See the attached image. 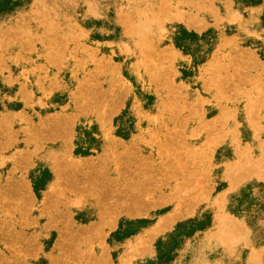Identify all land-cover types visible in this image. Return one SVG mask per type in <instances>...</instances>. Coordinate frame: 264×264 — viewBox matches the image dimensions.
<instances>
[{"label":"bare ground","instance_id":"bare-ground-1","mask_svg":"<svg viewBox=\"0 0 264 264\" xmlns=\"http://www.w3.org/2000/svg\"><path fill=\"white\" fill-rule=\"evenodd\" d=\"M55 1L53 0L54 4L58 3ZM154 1L156 2L155 5H151L154 2L149 3V5L145 4L147 2H142L144 5H140L141 7L138 8L132 4L131 6L125 4L127 10L124 9L123 11V7L120 8L123 4L121 0H100L101 6L105 7L106 10L110 6L114 7L117 14V20L116 17L114 18L115 28L122 27L120 29H123L122 32L118 29L120 32H117V36L121 42H116L126 54L132 55L134 61L139 64V68L135 70L128 69V65L123 66L124 61L112 56L113 60L118 59L119 61L112 64L114 66L111 65L110 69L105 72L99 71V74L87 71L88 65L95 59L96 55L100 54L107 57L111 56L112 53L118 57L117 53L107 49L108 41H104L105 43L101 41V47H91L87 43L68 44L67 41L70 38L77 39V36L81 35L82 32L78 30L72 32L75 28L71 31L69 26L67 28L70 30L61 32L60 29H57L60 24L59 21L58 26L53 27L52 23L46 25V19L43 22L47 28L40 27L38 24L42 23V20L37 17L44 19L42 16L43 14L48 15L47 11L51 15L50 5L53 4H47L49 3L47 2L46 5H49L50 9H45L47 6H45V2H43L44 5H41V0L37 2L38 4L33 3L37 7L43 6H40L42 15L40 12V16L33 19L35 14L33 13L32 16L30 13L32 10L27 9L29 18L32 16L29 19L25 11V16L29 22L32 19L40 21L36 24L40 27V30L36 28L38 31L35 30L37 26H33L34 22L31 25L34 28H32V32L29 30L32 22L27 21L29 28L27 24L21 25L23 29L25 27L28 29H24L27 30V33L29 31L32 33V35L30 33L28 35L26 31L23 32V35L26 34L25 36H27V40H25L28 41L23 46L26 48L14 44L11 38L9 40L4 39L5 44L0 46V264H96L97 261H100L98 260L99 256L97 257L96 254L94 256L91 249L94 251L97 248L95 241L98 240L102 242L99 250L105 247L107 251H115L119 258L121 256L119 255L120 249L129 242L133 243L135 239L125 238V235L119 230L117 233L114 231L113 235L110 233L117 225L115 214L127 215L130 211L129 205L124 207L117 201L123 197L127 200V193L132 194L129 200L132 198L134 203L142 200V194L150 191L148 187L151 185L152 177L158 176L159 172L157 173L155 169L175 170V173L166 176L167 181L163 183L164 186L169 187L170 191L167 193L172 197L174 193L171 192L185 186V182L181 183L179 182L181 179L175 178L184 176L185 169L188 168L186 163L188 160L186 156V160L183 157H171L177 143L176 140H172L173 135H181L180 132L177 134L174 130V128H179V123H172L176 112L170 106L172 105L171 99L175 98L171 92L169 95L166 93L167 96L161 95L157 87L151 88L149 84L158 83V79L162 77L161 89L165 88L166 85L167 88L180 87L188 99L196 100V102L203 97L200 95L201 97L198 98L200 90L203 92L208 90L207 92H209L211 85H216V93L222 96L225 93V86L222 84L221 78L224 76L228 63H226L225 54L222 53H220L221 56L209 57L214 54L211 52L214 49L213 44L217 42L215 36H218L223 43L233 38L245 46L249 44V48L244 51L249 50L247 54L253 58L258 50L252 48L253 44L250 43L249 36L254 35L253 41L257 40L260 50L264 54V25L259 29H249L247 23L249 20L228 8L220 10L217 13L218 17L214 16L216 10L212 11V8H215L218 2L230 6L229 0H183V2L182 0H170L167 4L158 0ZM239 1L245 2L244 0ZM137 3L138 1H135V4ZM59 4L61 2L56 5L60 8L61 5L59 6ZM56 5L52 6L59 9ZM168 6H170V10L164 11V8ZM34 10L36 11V9ZM141 12L147 13L144 16L141 15L142 17L136 21L137 15H140ZM50 15L46 18H49ZM20 16L18 17L21 18ZM250 19L255 21L257 16H251ZM211 20L214 21L212 27H221L223 34H218L216 29L212 28L210 32L212 42L209 40L208 53L203 58L202 56L192 57L184 63L185 54L179 53L174 45V41L181 38L182 35V30L174 27L175 22H181L185 27H189L192 22H197L205 28ZM12 21L15 20L9 22ZM16 21L14 24L20 31L22 29L19 28L21 21L19 25L17 19ZM49 21L47 20V22ZM261 23H264L263 17L260 18ZM7 26L11 29V25ZM7 26L5 25V27ZM9 27L7 28L9 29ZM10 29L9 32L13 28ZM23 29L20 33L24 31ZM33 31H35L34 34ZM77 31L80 34L77 35ZM156 45L158 48L160 46L161 50H156ZM126 57L124 56V59ZM154 58H158L160 65L152 63ZM253 61L255 60L251 61L252 65L254 64ZM152 70H155V73H151ZM210 70L216 72V75L213 79L208 80L204 72ZM129 72L138 76L139 86L136 89L139 95L133 94L131 101L127 104L128 111L126 114L124 113L122 118L125 133L121 136L112 134L105 139V133L109 128L111 130L110 126L114 122L109 118V115L103 112L105 107L95 104L94 101L81 99L84 95L83 88L93 81L102 87H110L117 83L123 74ZM93 73L94 76H92ZM98 76L100 79H97ZM148 90L151 91L148 93ZM184 94L182 95L184 96ZM254 94L252 93L241 100V104L236 106L237 108L234 106L233 112L251 108L260 99ZM204 98L201 100L204 101ZM176 106L179 107V105ZM47 111L52 112L47 117L43 116V113ZM236 119L244 124L240 115L230 114L226 119L221 120V124L225 128L219 129V132L217 130L211 132L210 138L215 148L214 163H220L221 166H227V168L234 170L228 175L225 170L212 169L211 163L206 158L208 154L199 153V151L203 152L206 149H201L198 152L195 151V157H193V159L198 158V165L202 166L200 175L212 176V171H215V176L227 175L230 179H234L240 174H235L238 168L242 166V157H237L236 135H234V127H232ZM80 121L83 122V126L81 125L83 128L79 134L84 138L86 144L83 150L78 147L79 134L76 135L74 132ZM186 122L196 125L194 121ZM96 123H98L97 127L95 126ZM199 126L201 127V125ZM182 127L181 132L183 131L185 138L189 139L191 127L186 124H183ZM197 132L199 131H194L196 134ZM164 136H168L169 139L165 141ZM156 140L157 142L160 141L158 150L153 147ZM250 141L255 150L264 146V136L262 137L260 134L252 136ZM18 145L21 146L17 147ZM205 146L207 144L203 145V147ZM143 148H150L154 153L151 152L144 158L136 155ZM248 151L251 152L252 148ZM89 155L93 156L89 157ZM130 158L138 161V164L136 162L131 163ZM141 163L142 167L139 169ZM153 164H156L157 167H153ZM132 167H134L133 172H129ZM90 170L97 172V175L90 178ZM244 170L246 169L244 168ZM132 175L135 176L130 177ZM89 178L93 180V183L88 187H81L80 185H84V182H87L85 180ZM119 178L125 180V182H118L122 184L121 187L125 188V184L128 187L120 191V198L117 199L116 194L120 189L118 187L115 189V183ZM40 180L43 185L41 184V190L37 191L38 185L36 183ZM154 180L156 179L154 178ZM71 193L75 195L80 193L81 195L79 197L74 195L76 198H73L70 196ZM159 197L152 202L153 206L152 203L150 206L154 207L166 203ZM85 199L89 201L87 207H84L82 203ZM113 201L114 203H110ZM101 202L102 205L100 206ZM214 203L216 202L214 201ZM140 204H142L141 201ZM217 206H219L218 201ZM177 207L175 205L172 210L168 211L170 215L167 212L165 216L160 217L159 222L154 225L155 229H152L153 234L161 233L160 231H163L164 227L173 222L175 216L171 214L174 211L177 212ZM84 208H87V211ZM93 209H100L95 221L82 223L88 219L89 211ZM132 209L136 215L140 212L138 208ZM216 213L211 221L214 230L219 231L223 235V239L225 238L230 242L226 244L229 248L232 247V244L236 245L234 243L238 235L241 234L236 231L238 227L236 218H232L228 214ZM106 224L111 229L103 228ZM208 232L203 230L201 232L197 230L195 232H183V236L178 238L179 241L170 252V254H175L168 264H180L184 257H186L185 264H195L193 257H191L192 246L198 239L200 242L207 240ZM45 233L56 235L52 244L46 241ZM217 234L219 235V233ZM219 238L222 240L221 236ZM5 241L9 244L3 248L1 243ZM93 241L94 245L92 244ZM238 248H231L230 255L235 256L239 251ZM134 250L136 251V248ZM263 257L264 243H259L250 247L245 259L249 264H259L263 263ZM123 262L125 263V261Z\"/></svg>","mask_w":264,"mask_h":264},{"label":"rangeland","instance_id":"rangeland-1","mask_svg":"<svg viewBox=\"0 0 264 264\" xmlns=\"http://www.w3.org/2000/svg\"><path fill=\"white\" fill-rule=\"evenodd\" d=\"M38 1L40 0L37 1L36 0H0V26H1L0 46L4 45L5 40H9V38H11V40L14 41L13 42L14 44H17L22 47L24 46V44H26V42H28L26 41L27 36L25 35L28 33L32 35L31 32L33 27H31V25H33V22H34L33 26H35L37 23L40 22L39 20L38 22L37 20L34 21L33 19H35V17L37 16H40V12L42 15V11L40 8L43 7L41 6L43 2L47 0L44 1L41 0L42 3L40 2L41 5L39 4L41 7L40 6L37 7V5L35 6V3L38 4L37 3ZM57 1L58 3L61 2V4H59V6L61 5L60 8L56 5L58 3L55 4L53 3V0L47 1L49 3L45 2V6L47 7L45 8L44 6V8L50 9L51 7V11H50L51 15L47 11L48 15H50L49 18H46L48 17L47 14L46 15L43 14L42 17L44 19H42L41 17H37L38 19L40 18V20H42V23L40 22V24H38L40 27L47 28V26L50 23H52L53 27L54 26L57 27L58 24L60 23L57 29H60L61 32L63 30L66 31L70 29L72 31V29L75 28L73 29L74 31L72 32H76L75 30H78L82 32V34L78 35L80 34V32L77 31L76 33L78 35L77 39L70 38V40L67 41L68 44L72 45L75 43H87L91 47H101L102 46L101 41L103 42L108 41L109 45L107 49L111 52L117 53L118 57H116L115 54L112 53L111 56H107V57L103 55L101 56L100 54L96 55L95 59L92 60L90 65H88L87 71H93L94 73L97 72V74H99V71L105 72L107 69H110V66L112 64H115L119 60L124 61L123 66L128 65V69L135 70L139 68V64H137V62L134 61L133 56L126 54L124 49L122 47H119L117 44V42L119 41L121 42V40H118L117 32L120 31L122 32L123 29L122 30L120 29L122 27L115 28L114 20L115 19L117 20V14L116 11L114 10V7L110 6V8H108L109 9L108 12V9L106 10L105 7L101 6L100 0L97 1L96 0L93 1L92 0H83V1L56 0L55 2ZM121 1L123 4H121L120 8L123 7V11L124 9L127 10L126 6H124L125 4L130 6L132 4L135 7L137 6V8L140 5L141 6L144 5V3L142 2H147L145 4L148 5L149 3L152 2L154 3H152L151 5L156 4L154 0H149V1L121 0ZM135 1L136 2L138 1V3L135 4ZM158 1H161L163 4H167L170 2V0L167 1L158 0ZM244 1L245 2L239 0H231V1L229 0L230 6H225L224 4L218 2L215 8H212V11L216 10L214 16L218 17L217 13L220 10H224L228 8L232 11H235L240 16H244L245 19L249 20L247 22L249 29L262 28L264 23L260 24V18L262 17L264 18L263 16L264 0H244ZM46 3L47 4L53 3V4H51L49 7V5H46ZM52 5L54 6L56 5V7L59 9H56ZM98 6L99 7L101 6L100 7L101 9L97 8ZM27 9H29L30 11L32 10L31 12L28 10V12L32 14V16L34 14L35 15L38 14L36 16L34 15L33 19L30 20V22L27 19V17L29 18L26 11ZM34 9H36V11ZM39 9L40 11H37ZM167 9L170 10V6L165 7L164 11ZM94 10L95 12L97 11L98 12L95 13ZM25 11L27 17L25 16ZM145 13L147 12H141L140 15L138 14L136 21L139 20L140 17L144 16ZM250 13L252 17L257 16V19L255 21L250 19L251 17ZM18 16H20L23 20H19L21 18H19ZM23 16L27 20H25ZM32 16H30V18ZM53 16H55L56 18ZM16 19L18 20V25L20 24L19 22L21 21L19 28L23 27V26L21 27L22 24L24 25L27 24V21L29 23L32 22L30 24V28L28 27L29 23L27 24V27L31 32L29 31L27 33L28 29L25 27L24 29L27 30H24L22 28L24 31L20 33L22 29H20L19 31L17 26L14 24ZM46 19L50 21L47 22ZM53 19H55V21H52ZM11 20H15V21L9 22ZM43 20H46V25L48 23L47 26H45L44 24L45 22H43ZM22 21L24 22L22 23ZM207 24L208 25L204 28L201 27L199 23L192 22L189 27H185L181 22H175L174 27L180 28L182 30V35L181 38L174 41V45H175V49L179 53L183 52L185 54L184 63L189 61L192 57L202 56L203 58L208 53L207 46L210 43L209 40L212 42L210 38V32L212 31L211 29L214 28L212 27L214 21L211 20ZM5 25L6 26L11 25V29L13 28L12 30L15 29V31L17 32L12 31L10 27L7 26L12 31L9 32V29L5 27ZM38 25H36L37 27H35V30H37L36 28L40 30V27ZM229 25L232 26V24ZM67 26H69L70 29L67 28ZM118 29H120V31ZM214 29H216V32L218 34L223 32L221 27H216ZM25 31L26 34L23 35V32L25 33ZM15 33H18L16 34L17 36L15 35ZM34 33L35 31H33V34ZM7 34H10L11 36ZM2 36L4 37L3 39L1 38ZM254 37H255L254 35L249 36L250 43L253 44L252 48L257 49L258 51L255 53V57L252 58L250 54H247L248 53L247 51L249 50H247L246 52L244 51L245 49L249 48L248 47L249 44L245 46L239 43L238 41L233 40V38H230V40L225 41L223 43L218 36H215V40L217 39V42L213 44L214 49L211 52L214 54L210 55L209 57L211 56L216 57L225 54L227 58L226 63H228V65L226 66L227 68L223 66L225 68V71H224V76L221 78L223 80L222 84H224L225 86V93L222 95L223 97L216 93V87H215L216 85H211L209 92H207L208 90L203 92V90H200L197 87L201 92V93L199 92V94L197 93L198 98L200 95L203 97L200 96L201 98H199L196 102V100L191 101L190 99H188V97L181 91L180 87L175 86V88H167V85L166 86L164 85L165 88L161 89L160 83L163 80L162 77L158 79L159 80L158 83L154 82L155 86L153 84H149V87L151 88L157 87L161 95L163 94L166 95V93L167 95H169V92H171L173 97L175 98V99H171V104L172 105L175 104L174 106L172 105L171 106L175 108H172L170 106V108L174 112H176L174 118L172 119V123L174 122L179 123L180 125L179 128L178 129L174 128V130L176 131L177 134H179L180 132L181 135H176V134L173 135L172 140L173 141L176 140L177 143L171 157L185 158L186 156L188 160V162L186 161L188 168L185 169L186 171L184 172V176L183 177L178 176L175 178V179H181V181H179L181 183L185 182V186L179 187L177 188L176 191L171 192L172 194L174 193L172 197L167 193V191H170L169 187L164 186L163 183L167 181L166 176H170L172 173H175V170L172 171L171 169H169L168 171L167 169L166 171H163L164 169L163 170L155 169L157 173L159 172L157 174L158 176L152 177L151 185H150L151 187L150 186L148 187L150 189L149 193L142 194L141 197L142 200H140L142 204H140V201H135L134 203V201H132V198L129 200L132 194L129 195L128 193H127V197H128L127 200L125 197H123V199L118 200L117 202L124 207L129 205L128 209H130V211L127 213V215L124 214L117 215V213L115 214V218H117L116 221L118 227L116 225V227L112 230L113 232L110 233H112L111 235H113L114 231L117 233L119 230L121 233L125 235V238L130 237L132 240L133 239L135 240L133 243L129 242L128 244L124 245L122 249H120L119 255L121 256L119 258L118 255L115 253V251H107L105 247L99 250L98 248L102 246V242L101 241L99 242V240L95 241V243L97 244V248L94 249V251L93 249H91V251L94 256L95 254L97 255V257L99 256L98 260L100 261H97L96 264H102V263L126 264V262H128L127 264H168L169 262H171L173 255L175 254V253L170 254V252L176 246L177 241H179L178 238L183 236V232H188V231L191 232H195L196 230L200 232L201 230L207 232L209 231L208 238L210 239L207 238V240H203L202 242H200V240L198 239V241L195 242L194 245L192 246L193 251L191 257H193L195 264H249L247 263L245 257L249 252L250 247L255 246L259 243H264V146H262L261 149L259 150H255L250 141L251 137L254 135L257 136V134H260L262 137L264 136V54L263 52H261L262 50H260V45L259 43H257V40L253 41V39H255ZM15 41H17V43H15ZM23 48H26V46ZM159 48L158 45H156L155 49L161 50L160 46ZM103 51L105 52V50ZM193 53L195 54L193 55ZM220 53L222 54L220 55ZM112 56L113 58H119V60L118 59L113 60ZM124 56L127 57L124 59ZM252 60H255L253 61L254 63L253 65L251 64ZM152 63L160 65L158 58H154L152 60ZM94 73L92 74V76H94ZM151 73H155V70H152ZM88 74L90 75V72H88ZM204 74L206 75V78L208 80H211L216 75V72L210 70V71H205ZM97 79H100V77L98 76ZM138 82H139L138 76L135 73L129 72L128 74L127 73L123 74L121 78L118 80V82L114 83V85H111L110 87H102L101 85H98V83L93 81V83H89L83 88L84 95L83 98L81 99L84 101H88V100L94 101L95 104H99L101 107H105L103 109V112L109 115V118H111V120H113L114 122L110 126L111 130L109 128V130L107 131L108 133L107 132L105 133L104 136L105 139H107L112 134H114V136L115 135L121 136L122 134L125 133V125L123 123L122 118L124 117V113L126 114V112L128 111L127 104L131 101V97L133 96V94L139 95L138 90L136 89V87L139 86ZM149 83H151V81H149ZM150 91L151 90H148L147 92L149 93ZM252 93L253 94L255 93L256 96L260 99H258L257 102L251 108H248V110L240 109L237 112H233L234 106L235 108H237L236 106L241 104V100H243ZM182 94H184V96ZM203 98L205 99L204 101L201 100ZM176 105H179L180 109L181 107L182 109L180 110L179 107ZM51 112L52 111H47L43 113V116L47 117ZM230 114L240 115V117H242V120L244 122V124H242L240 120L236 119L233 122L234 125L232 126L234 127L233 128L234 135H236L235 141L238 148L237 157L238 158L242 157V166L241 168L240 167L238 168L235 174L238 173L240 174L238 175V177L234 179L233 178L230 179L229 176L227 175L215 176V171H212L213 173L212 176L209 175L204 176L207 174H201L203 178L202 177L200 178L201 176L200 172L202 171L201 169L202 166L198 165V161H199L198 158L193 159V157H195L194 152L195 151L198 152V150L201 149H206L203 152L199 151V153L208 154L206 158L211 163L212 169L214 170L218 169L221 171L225 170L228 175L232 170H234V169H229V167L227 168V166H221L220 163H214L213 154L215 153L214 152L215 148L213 143L210 141L212 135L211 132H214L216 130L217 132H219V129L222 130L223 128H225V126L221 124V120H223V118L226 119V117ZM201 119L203 120V123H201L202 121ZM186 121H194L195 122L194 124L196 125L190 124ZM82 124L83 122L80 121L78 126L75 127L74 132L76 133V135L79 134V131L82 130L83 128ZM183 124H186L187 126L191 127L189 130L191 131L190 132L191 136L189 135L190 136L189 139H186L183 134V131L181 132L180 130V129L183 130L182 127ZM198 125H201V127L200 126L198 127ZM95 126L97 127L98 123H96ZM192 126L197 128H193ZM194 131L195 132L199 131L197 132L198 135L194 133ZM81 137L82 136L79 134L78 136L79 140L77 141V143L79 144L78 147L83 150L86 144L84 138ZM163 138L165 141L169 139L168 136H164ZM159 144L160 141L157 142L156 140L154 142L153 147L155 150H158ZM205 144H207V146L203 147V145ZM20 146L21 145H18L17 147ZM251 148L252 151L249 152L248 150ZM151 152L154 153V151L150 148H143L141 151H138V154L136 155L144 158L146 155L150 154ZM91 156L93 155H89V157ZM130 159L129 161L131 163L138 162L135 161L133 158ZM170 162L173 163V161ZM219 162H221V160H219ZM154 166L157 167L156 164L155 165L153 164V167ZM141 167H142V163L139 165L138 168L141 169ZM244 168L246 170H244ZM133 170L134 167H132L129 172H133ZM93 172L94 171L91 170L89 171L90 178H93L94 176L97 175V172L94 173ZM135 175H132L130 177H133ZM90 178L85 180L87 181L84 182L85 184L82 183L84 185H80V186L88 187L89 185H91V183H93V180ZM154 178L156 180H154ZM120 181L125 182V180L124 179L121 180V178H119L118 181L115 183L116 184L115 189H117V187L120 189L118 190L119 193L117 192L116 194L117 199L120 198L119 196L121 194L120 191H123L125 190L126 187H128V185L125 184L126 185L125 188L124 187L122 188L121 187L122 184L118 183ZM154 181H157L158 183ZM32 182H34V179H32ZM41 184L43 185L41 180L36 183V185H38L37 191L41 190L42 188ZM74 195L75 194L71 193L70 196L76 198L75 196L79 197L81 194L78 193V195L75 196ZM158 197L159 199L161 198V200L165 201L166 203H164L163 205H157L152 207L153 206L152 202L156 201ZM165 197L167 199H164ZM214 201L216 203H214ZM217 201L219 205L217 206L218 209L216 207ZM88 202L89 201L87 199H85V201H82L83 206L87 207L89 205ZM110 203H114V201ZM150 203H152V206H150L151 205ZM99 205L101 206L102 202ZM140 205L141 206L143 205V207H140ZM175 205H177L179 208L178 207L176 208L178 209L177 212L174 211V213L177 214L174 213L171 214L175 216L173 222H171L170 225L164 227L162 229L163 231H160L161 233L158 232L157 234H153L152 229H155L154 225L159 222V220L161 219L160 217L165 216L168 211L172 210L175 207ZM132 208H138L140 209L139 210L140 212L138 211L139 213L136 215L135 212H133ZM84 209L87 211V208ZM217 210H219L220 212ZM99 212L100 209L90 210L88 219L82 223L86 224L91 221H95L97 213ZM216 212L218 214L219 213L228 214L229 216H232V218H236L237 220L236 223L238 224L237 225L238 227L236 231H238L241 234L238 235L237 240L234 243L236 245L232 244V247L230 248L228 247V245H226L230 242L225 238L223 239V235L220 234L219 231L217 232V230H214V226L211 223L213 216ZM168 215H170L169 212ZM103 228L111 229L107 224L103 226ZM209 233L212 234L210 235ZM217 233H219V235ZM45 234H46V241H49V243L52 244L54 239H56V235L53 233L52 234L45 233ZM219 236L222 237L223 242L222 240H220V238L218 239ZM6 242L7 241L1 243L3 248L7 247V245L9 244V242L7 243ZM95 243L94 241L92 242L93 245ZM135 248L136 251L134 250ZM231 248L239 249L238 253L235 256L230 255ZM131 253L132 256L134 257L131 256ZM125 256H127L129 260ZM121 258L123 259L121 260ZM185 259L186 257L183 258L180 264H185ZM123 261H125V263ZM259 264H264V261L263 263L261 262Z\"/></svg>","mask_w":264,"mask_h":264}]
</instances>
